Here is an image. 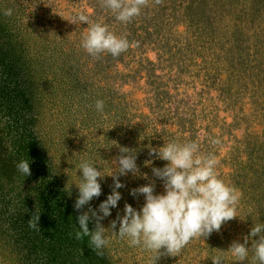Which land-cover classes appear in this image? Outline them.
Masks as SVG:
<instances>
[{"label": "rangeland", "instance_id": "obj_1", "mask_svg": "<svg viewBox=\"0 0 264 264\" xmlns=\"http://www.w3.org/2000/svg\"><path fill=\"white\" fill-rule=\"evenodd\" d=\"M80 14L125 35L131 47L117 58L88 55ZM97 100L104 101L102 113ZM171 141H195L202 152H214L218 175L242 195L236 219L156 264H212L218 250L243 243L253 225L264 223V0L150 2L127 24L100 0H0V264H150L152 253L111 229L102 256L89 237L75 239V218L98 210L114 186L111 176L98 178L101 195L75 210L79 165L88 160L111 175L119 147L136 151L139 174L119 177L122 198L101 221L109 228L125 203L144 205L131 190L154 181V194L164 193L152 168L167 162L149 148ZM21 160L30 161L31 175L17 172ZM44 207L53 237L69 234L61 251L59 243L54 251L47 246L51 258L40 231L24 223ZM59 211L73 215V224L62 226ZM225 257V264H238ZM245 264H257L251 252Z\"/></svg>", "mask_w": 264, "mask_h": 264}, {"label": "clouds", "instance_id": "obj_2", "mask_svg": "<svg viewBox=\"0 0 264 264\" xmlns=\"http://www.w3.org/2000/svg\"><path fill=\"white\" fill-rule=\"evenodd\" d=\"M150 2L163 4V0H100L101 6L113 13L122 24L130 23L140 16ZM12 12V9H6L4 15L11 16ZM76 19L88 25L81 39V47L93 58L99 59L105 53L117 58L131 47L125 35H117L107 24L91 21L84 14ZM104 106L103 100L96 101L97 111L102 113ZM211 143L216 145L220 141L212 139ZM119 152L121 155L113 160L118 167L111 175L103 174L100 168L88 160L79 165L82 176L77 186L79 196L74 204L75 210L80 211L94 197L101 195L98 178L102 180L105 176H111L114 184L111 194L99 205L98 210L89 207L88 211L76 218L79 230L75 232V239L89 237V246L97 256H102V250L108 246L110 237L106 233L111 229L113 236L127 239L129 246L152 253L154 259L150 264H156L161 256L175 257L193 239L206 240L213 232H219L222 225L237 218L242 193L218 175L215 153L202 152L195 141H171L160 148H149V155L167 162L163 168H152L153 175L163 181L164 193L154 194V181L131 190L130 194L134 197L144 196L142 208L136 210L125 203L124 214H118L116 220L111 221L110 227L105 228L101 221L111 215L110 209L116 208L122 198L117 190L125 185L119 177L128 173L139 174L136 151L119 147ZM15 167L17 172L31 175L29 160H21ZM144 178L148 179L146 175ZM98 212L102 215H98ZM39 217L36 211L27 222L30 229L40 231ZM92 221H95L94 230L89 228ZM117 224L118 232L114 231ZM250 241L251 247H248ZM218 251L220 254L212 258V264H225V254H230L238 264H245L250 252L253 261L264 264V223L253 225L243 243L233 241L227 251Z\"/></svg>", "mask_w": 264, "mask_h": 264}, {"label": "trees", "instance_id": "obj_3", "mask_svg": "<svg viewBox=\"0 0 264 264\" xmlns=\"http://www.w3.org/2000/svg\"><path fill=\"white\" fill-rule=\"evenodd\" d=\"M44 209H45V207L42 209L41 208V211H39V214L41 215V217H43L42 219V221L40 220V223H39V228H40V232H39V239H40V243L42 244L41 246H42V248H43V250H44V253L47 255V253H48V255H49V257L51 258V257H53L52 256V252L51 251H49V248L47 247V246H50V248H51V250L52 251H54V244L55 243H59V249H60V251H61V245H60V243L62 242V240L63 239H65L69 234L66 232V229H64V230H62L61 231V235L59 236V237H57V238H54L53 237V233H51V231L49 230V224H47L48 222H45L46 221V219L45 218H47L48 216H46V214H45V212L47 211V210H45L44 211ZM4 214V213H3ZM56 215H57V217H58V220H59V222H60V224L62 225V226H66V224H70V225H72L73 224V221H72V218H73V215H71L70 217H67V215L66 214H64V213H62L61 211H59V213H56ZM53 216V215H52ZM0 217H5V216H2V214H0ZM29 218V217H28ZM62 218V219H61ZM76 219V218H75ZM48 221V220H47ZM28 222V219H26L25 220V222L24 223H27ZM60 224H58V225H60ZM42 226V227H41ZM35 230H32L31 232L33 233ZM50 239H51V243L49 244V242H50ZM45 240H47V245H44V242H45ZM37 248V246H35V244H34V246H33V250H35V248Z\"/></svg>", "mask_w": 264, "mask_h": 264}]
</instances>
